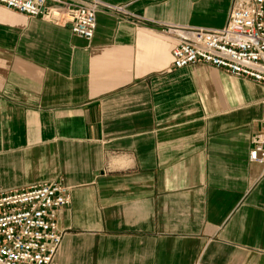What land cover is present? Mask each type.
<instances>
[{"label": "crops", "instance_id": "crops-1", "mask_svg": "<svg viewBox=\"0 0 264 264\" xmlns=\"http://www.w3.org/2000/svg\"><path fill=\"white\" fill-rule=\"evenodd\" d=\"M92 40L0 5V191L57 183L52 264H264V85L170 70L160 25L222 29L234 0H101Z\"/></svg>", "mask_w": 264, "mask_h": 264}, {"label": "built area", "instance_id": "built-area-1", "mask_svg": "<svg viewBox=\"0 0 264 264\" xmlns=\"http://www.w3.org/2000/svg\"><path fill=\"white\" fill-rule=\"evenodd\" d=\"M0 5L69 28L87 41L95 35L101 11L120 20L147 22L125 5L101 0H0ZM160 26L175 39L170 70L204 63L264 85V0H234L222 29ZM261 124L251 139L249 158L264 165V111ZM70 203L71 191L57 183L0 191V264H52L63 241L58 212Z\"/></svg>", "mask_w": 264, "mask_h": 264}]
</instances>
